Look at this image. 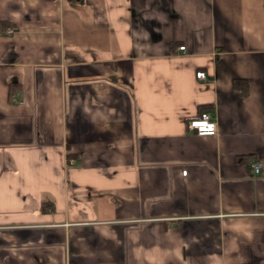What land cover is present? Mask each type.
<instances>
[{
    "label": "crops",
    "instance_id": "obj_1",
    "mask_svg": "<svg viewBox=\"0 0 264 264\" xmlns=\"http://www.w3.org/2000/svg\"><path fill=\"white\" fill-rule=\"evenodd\" d=\"M0 264H264V0H0Z\"/></svg>",
    "mask_w": 264,
    "mask_h": 264
},
{
    "label": "built area",
    "instance_id": "obj_2",
    "mask_svg": "<svg viewBox=\"0 0 264 264\" xmlns=\"http://www.w3.org/2000/svg\"><path fill=\"white\" fill-rule=\"evenodd\" d=\"M16 31V27H10L7 29V33L11 34ZM179 50H184V46H179ZM195 77L200 80H206L207 75L203 71H198L195 73ZM216 121L207 111H200L197 115L191 118L187 123V128L196 133L197 135H214L216 134L217 127ZM259 161H252L250 166L252 172L257 174L260 171L261 164ZM186 170L182 171V174L185 175Z\"/></svg>",
    "mask_w": 264,
    "mask_h": 264
}]
</instances>
